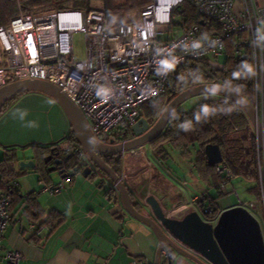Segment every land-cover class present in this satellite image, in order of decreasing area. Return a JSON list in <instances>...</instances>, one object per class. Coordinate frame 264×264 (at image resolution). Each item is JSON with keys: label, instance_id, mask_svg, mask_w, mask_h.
<instances>
[{"label": "built area", "instance_id": "obj_1", "mask_svg": "<svg viewBox=\"0 0 264 264\" xmlns=\"http://www.w3.org/2000/svg\"><path fill=\"white\" fill-rule=\"evenodd\" d=\"M184 3L202 21L216 24L221 34L206 39L198 26L184 27ZM236 4V0H150L136 20L128 23L100 10L27 16L19 9L17 17L0 26V89L17 81L47 82L78 108L99 144L117 145L129 140H125V133L139 120L141 107L166 93L177 67L187 61H206L210 67H220L213 59L225 52L223 40L243 34L236 48L243 51L246 47L252 65L251 107L256 118L252 128L259 197L247 201L235 193L233 206L244 208L257 220L264 238V9L255 0H239L238 7ZM75 34H81L84 40L82 60L74 55ZM66 152L84 158L79 145ZM83 167L90 164L85 162ZM214 173L222 179L218 191L224 196L233 176L222 163L214 166ZM76 174L58 184L45 185L44 191L58 194ZM15 186L14 182L9 183L10 189ZM204 197L200 194L190 201H180L163 212L175 218L194 211ZM11 202L10 193L0 190V264H18L22 259L16 251L2 250L3 232L11 221ZM142 202L146 212H150ZM209 212L208 205L200 209L203 219ZM218 215L204 221L214 225ZM29 230L39 237L49 227L31 223ZM162 256L167 261L170 252L162 251Z\"/></svg>", "mask_w": 264, "mask_h": 264}, {"label": "crops", "instance_id": "obj_2", "mask_svg": "<svg viewBox=\"0 0 264 264\" xmlns=\"http://www.w3.org/2000/svg\"><path fill=\"white\" fill-rule=\"evenodd\" d=\"M255 2L264 9V0ZM236 3L238 7L239 0ZM35 99L37 92L24 93L0 113V161L15 155L20 162L34 163L32 169L13 180L17 192L9 210L11 221L3 232L2 250L18 252L22 257L18 264H153L158 249L155 234L126 213L117 192L113 197L107 196V190L113 185L106 177L98 174L80 178L77 173L58 194L49 195L44 191L45 185H55L63 179H56L53 171L48 170V182L40 181L36 170L39 152L34 147L62 144L66 137L75 139V136L65 113L60 112L65 123L62 133L46 142H38ZM21 113H26L23 119ZM29 122H35L36 126L28 127ZM173 151L175 160L169 154L172 160L169 158L164 163L154 157L149 145L120 156L119 175L143 215L152 216L142 204L148 196H153L163 210L180 201H190L199 194L215 196L196 174L193 160L197 146L178 141ZM175 161L181 169L178 174L171 171ZM14 168L18 170V165ZM179 174L184 175L183 179ZM247 197V201L254 199ZM233 205L218 204L221 211ZM37 207L43 212L39 222L50 212L58 214L46 224L49 230L39 237L29 230L31 223L37 225ZM194 210L199 212V206ZM177 259L178 255L172 258L182 264Z\"/></svg>", "mask_w": 264, "mask_h": 264}, {"label": "trees", "instance_id": "obj_3", "mask_svg": "<svg viewBox=\"0 0 264 264\" xmlns=\"http://www.w3.org/2000/svg\"><path fill=\"white\" fill-rule=\"evenodd\" d=\"M94 1L101 2L102 7L92 9L90 4ZM149 2L150 0H0V26L8 24L10 20L17 17L19 9L22 14L27 16H36L47 12L100 10L106 16L116 15L121 22L128 23L130 21L125 20L123 16L138 13ZM181 9L184 27L198 26L206 39H211L213 36L221 34L220 28L216 24L202 21L201 17L187 3H184ZM243 38L244 35L241 34L239 36H230L223 40L226 61L220 67H210L206 61H187L177 67L170 76L166 93L145 103L140 109L139 119H144L148 124L152 125L167 102L173 97V93L178 94L200 84H219L227 87L241 95L252 105L253 78L251 59L246 47L243 48V51L236 48V44ZM20 95L11 98L4 108L13 103ZM205 109L207 114L204 112ZM197 115L200 116L199 122L196 120ZM185 123L189 124V131H184L180 127L181 124ZM131 137H133V134L128 130L124 138L126 140L131 139ZM178 141L187 145L197 146L193 160L196 174L201 182L209 186L207 190L215 192L213 197L207 193L204 194L205 199L196 205L200 209L207 205L210 207V212L204 214V219L213 220L220 213L221 209L217 201L223 196L218 191L222 179L214 173V166H209L206 162L204 147L207 145H215L219 148L223 158L222 164L230 170L233 179H238L244 184L246 194L254 199L259 197L253 128L244 112L235 102L224 97H218L217 99H207L197 103L188 111L176 109L163 132L148 145L154 157L164 163L170 158L166 147H173ZM77 146L76 140L70 137L68 141H64L62 144L34 147L39 152L37 154L36 170L40 181L48 182V170L50 167H55V160H59L62 163L60 166H56L54 171L59 172V170L64 169L67 172L77 166L80 161L78 155L66 152L67 148H75ZM102 159L119 175L120 155L115 157L105 155L102 156ZM19 162L15 155L6 156L0 161V190L10 193L12 197L11 205L17 188L10 189L9 183L13 182L25 171H19L14 168ZM95 172L104 176L99 171H93L88 178L94 177L96 175ZM61 175L59 174L60 177ZM115 193L113 186L106 192L109 197H113ZM135 208L141 212L137 205H135ZM35 216H37V226L40 227L48 224L54 217L57 218L58 214L50 212L44 220L39 222L38 220L43 217V212L37 207ZM35 221L33 219V222Z\"/></svg>", "mask_w": 264, "mask_h": 264}, {"label": "water", "instance_id": "obj_4", "mask_svg": "<svg viewBox=\"0 0 264 264\" xmlns=\"http://www.w3.org/2000/svg\"><path fill=\"white\" fill-rule=\"evenodd\" d=\"M37 92L53 98L63 109L74 133L77 145L83 151L84 158L79 157L77 166L65 172L59 170L62 179L80 173L87 178L93 171L101 172L107 177L118 193L121 205L133 219L149 227L158 240V249L153 264H172L171 259L161 261L162 251H169L178 261L199 264V258L205 264H264V238L257 220L244 208L233 206L222 210L214 225L204 221L198 211L182 213L175 218L167 217L158 201L148 196L144 203L152 216L139 212L123 184L120 175L106 164L102 156L115 157L125 152L148 145L158 137L166 127L172 113L188 98L201 94H213L235 102L246 115L251 126H255L256 118L251 105L235 91L217 84H200L190 87L178 94L173 93L157 120L148 124L139 119L130 129L133 138L117 145L99 144L91 135L87 122L78 108L55 86L39 81H17L0 89V113L8 101L20 94ZM204 155L209 166L221 164L223 161L219 148L215 145L204 147ZM85 162L90 167H83ZM61 161L55 160L54 166ZM34 167L33 161L18 163V170L24 171ZM53 167L50 171H54ZM83 167V168H82ZM61 168V167H60ZM98 175V172H95ZM178 244L188 249L187 252ZM163 260V258H162ZM204 264V263H202Z\"/></svg>", "mask_w": 264, "mask_h": 264}, {"label": "rangeland", "instance_id": "obj_5", "mask_svg": "<svg viewBox=\"0 0 264 264\" xmlns=\"http://www.w3.org/2000/svg\"><path fill=\"white\" fill-rule=\"evenodd\" d=\"M90 5H91L92 9H98V8L102 7L101 2H99V1L91 2ZM139 12L138 13H132V14H126L123 16V18L125 20L133 21L134 19H136L138 17ZM73 48H74L75 58L77 60L84 59V56H85V54H84V40H83V37L81 34H75L74 35ZM213 61L220 66L224 65V63L226 61V54L222 53L218 58L213 59ZM218 97H220V96L213 95V94H201V95L193 96L191 98L186 99L181 104H179L177 109L180 111H188L193 106H195L197 103H200V102L207 100V99H212V100L217 99ZM34 102L37 105V140H38V142H46L49 140V138L56 137L59 134H61L63 131V128L65 126L64 120H63L62 116L60 115V112L64 114V111L61 108V106L53 98L49 97L48 95L42 94V93H37V99H35ZM17 103H18V101H17ZM167 149H168L169 154L172 155L173 160H175L174 156H173L174 155L173 147L169 146V147H167ZM170 160H172V159L170 158ZM176 164L177 163L175 161V163L173 164L174 170H171L173 174H178L180 172V171L178 172V170H181ZM50 169H52V167H50L49 170ZM52 175H54V177L56 179L60 178L58 171H53ZM77 175L80 178L83 177L80 173ZM179 177L183 179L184 175L179 174ZM187 181H190V177L187 178ZM199 185H201V184L199 183ZM189 186L192 188V185H189ZM225 192L227 194L222 196L217 201V203L221 206L228 207L229 205L235 204L236 203L235 193L239 196V198L241 200L248 199V197H247L248 195L245 192V186L238 179H233L231 184L226 186ZM171 207H169V208H171ZM199 214L202 217V215L200 213V208H199ZM202 219H203V217H202Z\"/></svg>", "mask_w": 264, "mask_h": 264}, {"label": "clouds", "instance_id": "obj_6", "mask_svg": "<svg viewBox=\"0 0 264 264\" xmlns=\"http://www.w3.org/2000/svg\"><path fill=\"white\" fill-rule=\"evenodd\" d=\"M204 112H205V114H207V110L206 109L204 110ZM25 115H26V113H21L20 118L23 119ZM196 120L199 122V120H200V116L199 115L196 116ZM27 126L28 127H35L36 125H35V122H29V124ZM180 127L184 131H189L190 130V126L187 123L181 124Z\"/></svg>", "mask_w": 264, "mask_h": 264}, {"label": "flooded vegetation", "instance_id": "obj_7", "mask_svg": "<svg viewBox=\"0 0 264 264\" xmlns=\"http://www.w3.org/2000/svg\"><path fill=\"white\" fill-rule=\"evenodd\" d=\"M171 254H170V258L169 259H171L172 260V258H171ZM173 261V260H172ZM182 262V264L183 263H187V264H195V263H193V262H187V261H181ZM167 264H168V262H166ZM202 263H204L205 264V262L204 261H202L200 258H199V264H202ZM172 264H177L175 261H173V263Z\"/></svg>", "mask_w": 264, "mask_h": 264}]
</instances>
